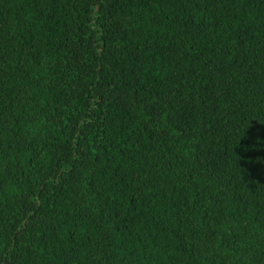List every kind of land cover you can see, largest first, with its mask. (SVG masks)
<instances>
[{
  "label": "trees",
  "instance_id": "1",
  "mask_svg": "<svg viewBox=\"0 0 264 264\" xmlns=\"http://www.w3.org/2000/svg\"><path fill=\"white\" fill-rule=\"evenodd\" d=\"M0 264H264V0H0Z\"/></svg>",
  "mask_w": 264,
  "mask_h": 264
}]
</instances>
